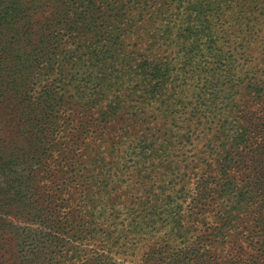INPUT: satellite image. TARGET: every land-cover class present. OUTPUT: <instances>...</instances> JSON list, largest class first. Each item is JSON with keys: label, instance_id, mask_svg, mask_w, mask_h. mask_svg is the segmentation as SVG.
Masks as SVG:
<instances>
[{"label": "rangeland", "instance_id": "374dc122", "mask_svg": "<svg viewBox=\"0 0 264 264\" xmlns=\"http://www.w3.org/2000/svg\"><path fill=\"white\" fill-rule=\"evenodd\" d=\"M211 1L0 0V264H264V0Z\"/></svg>", "mask_w": 264, "mask_h": 264}, {"label": "trees", "instance_id": "16d2710c", "mask_svg": "<svg viewBox=\"0 0 264 264\" xmlns=\"http://www.w3.org/2000/svg\"><path fill=\"white\" fill-rule=\"evenodd\" d=\"M129 1H132V0H126V2H129ZM217 1L218 2L216 5V8L222 14L226 10L230 11V8L233 5H241L242 7H248V5L245 4V2L238 1V0H217ZM211 4H214L213 0L211 1ZM135 5H138V1L135 2ZM95 7H96L97 11H100L99 6H97L95 4ZM223 7H224V9H222ZM242 11H244V10L236 8V10L233 12L238 15ZM129 53H132V52L129 51ZM128 55H129L128 62L126 63V67L128 69V72L126 73V76H125V83H127L126 77L131 78L129 80L131 83H127V85H126V89L128 91V95H129L128 97H131L133 94L140 93L141 96L139 97V100L137 102L133 101L132 103H134V104H138V103L146 104V106L153 108L152 106H153L154 102H156L157 98H159L161 96L159 94L162 93V91L166 89L164 79L167 76V70H160L159 65L153 64L151 62L148 63L145 58L143 61L136 60V58L138 57V56H135L136 53L128 54ZM129 61L131 63H129ZM187 105H192V104L188 103ZM206 105L207 104L205 101L199 102L198 104L195 105L196 107L193 109V111L190 112V119L196 120L197 126H200L202 124V120L208 121L211 117L213 118V116H214L215 111L211 110V106H206ZM201 108H204V109L200 110ZM127 109L128 110L132 109V110L143 111V109L141 107L132 106V105H129L127 107ZM139 119H140V117L138 115V112L135 111L132 113L131 118L128 119V121L137 120V121H140L142 123L147 122V119H140V120ZM227 124H228L227 120L220 121L219 131H218L219 136L216 137L217 140H221V139L225 140L228 137V134L226 132ZM147 129H151V128H147ZM154 130H157L159 133L161 131V128H156ZM168 135H169V132H167L166 136H168ZM183 135H182V137L184 139H188V140L190 139L189 136H187V135L183 136ZM150 136L151 135L148 133H145V132L143 133V137L146 140H149L151 143H155V140L159 138V136L152 135V138H154V140H152V139H150ZM172 140H174L172 137L167 138L165 140V145H169L172 142ZM210 142L211 141H209V143ZM143 143H146V141L144 140ZM223 143L224 142H222L219 146H221ZM152 150H153L152 145H146L145 144V146L143 147V152H145V153H147V152L150 153ZM161 151L167 157V154H166L167 150H161ZM222 153L226 154L224 149L222 150ZM227 157H228V155H226L225 159ZM164 160H166V159H164L163 157L159 158L161 165L162 164H172L171 161L167 160V162L165 163ZM218 160H219V158H218ZM151 164L153 165V168L156 167L154 161L151 162ZM226 169H227V167L225 166L223 171L227 173ZM164 170L167 172L165 167H164ZM179 199H183V202L181 203V206H180V209H182L183 204L186 201V197L180 196L178 198V200H176L175 202L179 201ZM250 201H252V200L250 199ZM176 233H178V231H176ZM263 233H264V230H263ZM261 237L263 238V236H261ZM256 242H257V244L258 243L264 244V242H262L261 238H260V241H256Z\"/></svg>", "mask_w": 264, "mask_h": 264}]
</instances>
